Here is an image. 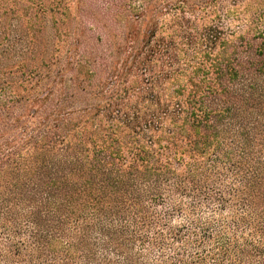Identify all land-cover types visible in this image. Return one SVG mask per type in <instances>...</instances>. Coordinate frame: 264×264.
<instances>
[{"label": "trees", "instance_id": "16d2710c", "mask_svg": "<svg viewBox=\"0 0 264 264\" xmlns=\"http://www.w3.org/2000/svg\"><path fill=\"white\" fill-rule=\"evenodd\" d=\"M0 264H264V0H0Z\"/></svg>", "mask_w": 264, "mask_h": 264}]
</instances>
